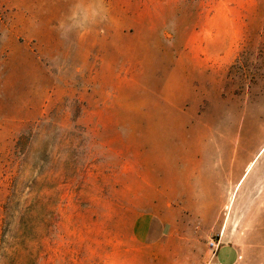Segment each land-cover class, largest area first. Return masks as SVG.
<instances>
[{"label":"rangeland","instance_id":"374dc122","mask_svg":"<svg viewBox=\"0 0 264 264\" xmlns=\"http://www.w3.org/2000/svg\"><path fill=\"white\" fill-rule=\"evenodd\" d=\"M144 210L172 223L156 256ZM225 243L264 264V0H0V264Z\"/></svg>","mask_w":264,"mask_h":264},{"label":"crops","instance_id":"0c3cea01","mask_svg":"<svg viewBox=\"0 0 264 264\" xmlns=\"http://www.w3.org/2000/svg\"><path fill=\"white\" fill-rule=\"evenodd\" d=\"M166 214L159 211L144 210L137 213L129 223L130 237L133 245L142 251L155 254L162 244V241L171 229V221L165 217ZM227 253V262L219 260L220 255ZM240 258V250L234 245L220 244L214 250L215 264H236Z\"/></svg>","mask_w":264,"mask_h":264},{"label":"bare ground","instance_id":"6f19581e","mask_svg":"<svg viewBox=\"0 0 264 264\" xmlns=\"http://www.w3.org/2000/svg\"><path fill=\"white\" fill-rule=\"evenodd\" d=\"M246 174H247V173H245V174H244L243 178L246 176ZM238 185H240V182H239V184H238ZM227 208H228V207H227Z\"/></svg>","mask_w":264,"mask_h":264},{"label":"built area","instance_id":"2783aa9c","mask_svg":"<svg viewBox=\"0 0 264 264\" xmlns=\"http://www.w3.org/2000/svg\"><path fill=\"white\" fill-rule=\"evenodd\" d=\"M213 245V244H212Z\"/></svg>","mask_w":264,"mask_h":264}]
</instances>
